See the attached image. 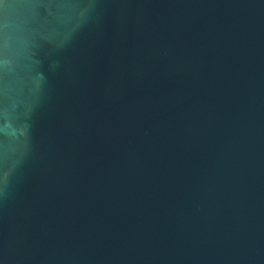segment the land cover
<instances>
[{"label":"water","instance_id":"95a60500","mask_svg":"<svg viewBox=\"0 0 264 264\" xmlns=\"http://www.w3.org/2000/svg\"><path fill=\"white\" fill-rule=\"evenodd\" d=\"M0 264H264V0H0Z\"/></svg>","mask_w":264,"mask_h":264}]
</instances>
